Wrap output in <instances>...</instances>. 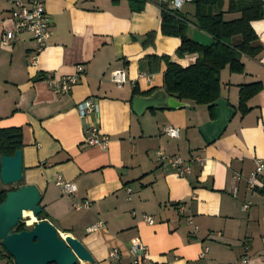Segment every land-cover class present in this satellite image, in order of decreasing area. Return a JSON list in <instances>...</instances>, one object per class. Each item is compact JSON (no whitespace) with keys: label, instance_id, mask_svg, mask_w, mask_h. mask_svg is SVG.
Here are the masks:
<instances>
[{"label":"crops","instance_id":"obj_1","mask_svg":"<svg viewBox=\"0 0 264 264\" xmlns=\"http://www.w3.org/2000/svg\"><path fill=\"white\" fill-rule=\"evenodd\" d=\"M44 10L51 35L35 65L29 60L36 48L31 34L10 47L0 43V130L20 132V186L39 191L41 221L79 241L91 264H132L127 251L136 237L148 249L146 264H239L243 256L249 264H264V193L246 185L256 161H264V18L251 23L261 51L241 56L243 73L227 67L220 72L212 105L178 101V109L137 116L134 97L164 90L163 57L183 69L197 59L178 58L180 40L161 34L160 0H44ZM179 16L188 22L190 40L211 45L212 38L193 24L192 4L183 5ZM239 17L224 14L227 22ZM11 29L10 7L0 4V36ZM150 33L154 38L145 43ZM79 65L83 74L67 95L48 90L47 75L69 76ZM115 70L126 73L121 87L111 82ZM252 84L261 90L243 112L240 89ZM87 99L95 101L96 113L82 119L77 106ZM94 121L109 139L106 149L85 144L83 128ZM166 125L180 129L178 139L160 134ZM159 151L188 163L189 174L179 178L157 158ZM58 175L76 186L74 197L55 185ZM84 200L89 209L75 211ZM144 215L154 223H144ZM112 249L120 252L117 261L108 258Z\"/></svg>","mask_w":264,"mask_h":264},{"label":"trees","instance_id":"obj_2","mask_svg":"<svg viewBox=\"0 0 264 264\" xmlns=\"http://www.w3.org/2000/svg\"><path fill=\"white\" fill-rule=\"evenodd\" d=\"M194 26L212 38L209 47H202L186 34L188 22L179 13L170 15L162 10L160 31L163 36L175 37L180 40L176 56L196 55L195 64L183 69L163 57L166 70L163 76V89L166 94L180 102H192L195 105H212L220 92L219 76L226 67L230 73H243L241 56L254 58L261 51L256 45L257 37L251 23L264 18V5L258 0H193ZM131 9L139 11L141 8ZM224 14H239V19L231 22L224 20ZM154 34L146 36L145 43H151ZM261 86L252 84L240 89V108L245 111L246 102L259 93ZM211 109V107H210ZM21 135L16 129L0 130V158L11 157L21 150ZM20 187V186H19ZM18 188L1 189L0 204L8 192ZM45 217L43 211L38 215L41 220ZM23 221L18 222L14 232L29 230ZM1 253L14 262L0 244Z\"/></svg>","mask_w":264,"mask_h":264},{"label":"built area","instance_id":"obj_3","mask_svg":"<svg viewBox=\"0 0 264 264\" xmlns=\"http://www.w3.org/2000/svg\"><path fill=\"white\" fill-rule=\"evenodd\" d=\"M193 0H160L162 10H165L170 15L179 13L183 5L192 3ZM264 5V0H258ZM0 4H5L10 7V19L12 21V29L5 31L0 36V43L3 47H10L14 42H17L20 35L24 33L31 34L36 43L34 55L31 56L30 64L35 65L37 55L46 47L47 41L50 38V24L44 10V0H0ZM83 74V67L77 66L75 72L69 76L54 77L52 75L46 76V85L49 91L56 95H67L74 86L78 83ZM141 77H144L143 75ZM111 82L118 87L123 86L126 82V73L124 70H115L110 73ZM78 113L82 119L95 115L96 104L93 99H87L77 106ZM85 144L89 147H98L106 149L109 143L108 137L99 134V125L97 121L85 124L84 128ZM160 134L168 139H178L180 129L171 125H166L161 129ZM157 158L167 163L171 168L176 170L179 178L189 174L190 166L188 163L182 161L180 158H168L163 152L156 153ZM264 171V161H256L255 169L249 174L246 179V185L251 191H261L264 193V180L262 179V172ZM233 196L237 195V183L241 181L240 176L233 178ZM55 185L60 189L61 193L68 197H74L76 193V186L71 182H66L61 176H57ZM129 193V191H128ZM129 200V199H128ZM91 203L88 200L74 204L75 211L89 209ZM248 205L243 206L247 209ZM183 213V209L180 208ZM144 223L152 225L154 220L151 216L144 215L142 217ZM190 221L189 219H187ZM100 226L97 224L89 231H94ZM128 257L132 264H146L149 259L148 249L143 245L138 237L132 239L128 248ZM208 249H203L200 258H204ZM108 258L117 261L120 258V252L117 249H112L108 253ZM82 264V263H80ZM239 264H249L248 258L243 256Z\"/></svg>","mask_w":264,"mask_h":264},{"label":"water","instance_id":"obj_4","mask_svg":"<svg viewBox=\"0 0 264 264\" xmlns=\"http://www.w3.org/2000/svg\"><path fill=\"white\" fill-rule=\"evenodd\" d=\"M183 104L170 98L164 90L149 97H134L132 110L140 116L146 110L178 109ZM23 180L22 151L0 158V182L17 186ZM36 187L20 186L6 194L0 204V243L15 264H91L93 259L86 248L73 237H62L54 227L38 219L42 209ZM30 211L35 222L29 230L14 232L23 212Z\"/></svg>","mask_w":264,"mask_h":264},{"label":"rangeland","instance_id":"obj_5","mask_svg":"<svg viewBox=\"0 0 264 264\" xmlns=\"http://www.w3.org/2000/svg\"><path fill=\"white\" fill-rule=\"evenodd\" d=\"M20 185H21V183H19L17 186H14L13 188H18ZM1 187L4 188V189L12 188L11 186H2V185H1ZM22 221L25 223V226L27 228H30V229L32 228L33 224L29 223V220L27 218H24ZM0 263H2V264H15L13 261L7 259L5 257V255L2 254V253H1Z\"/></svg>","mask_w":264,"mask_h":264},{"label":"bare ground","instance_id":"obj_6","mask_svg":"<svg viewBox=\"0 0 264 264\" xmlns=\"http://www.w3.org/2000/svg\"><path fill=\"white\" fill-rule=\"evenodd\" d=\"M23 217H24V218H27V219L29 220V223H31V224L35 222V218L32 217L30 211H24V212H23ZM61 236H62V237H66L67 235L62 234Z\"/></svg>","mask_w":264,"mask_h":264}]
</instances>
